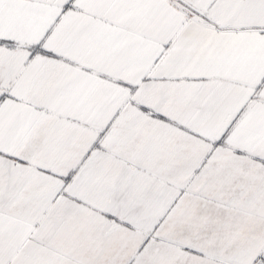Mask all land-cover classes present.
I'll return each mask as SVG.
<instances>
[{
    "label": "snow or ice",
    "instance_id": "obj_1",
    "mask_svg": "<svg viewBox=\"0 0 264 264\" xmlns=\"http://www.w3.org/2000/svg\"><path fill=\"white\" fill-rule=\"evenodd\" d=\"M0 264H264V0H0Z\"/></svg>",
    "mask_w": 264,
    "mask_h": 264
}]
</instances>
